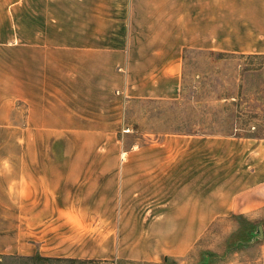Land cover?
<instances>
[{"label": "crops", "instance_id": "obj_1", "mask_svg": "<svg viewBox=\"0 0 264 264\" xmlns=\"http://www.w3.org/2000/svg\"><path fill=\"white\" fill-rule=\"evenodd\" d=\"M188 53L264 55V0H0V262L163 264L262 209V138L122 148L127 104L179 100Z\"/></svg>", "mask_w": 264, "mask_h": 264}, {"label": "rangeland", "instance_id": "obj_2", "mask_svg": "<svg viewBox=\"0 0 264 264\" xmlns=\"http://www.w3.org/2000/svg\"><path fill=\"white\" fill-rule=\"evenodd\" d=\"M228 96L236 99H226ZM125 121L130 131L119 135L124 139L120 143L132 152H140L142 145L174 134L233 137L236 133L264 139V55L188 53L179 100L131 101L126 107ZM262 201L259 211L216 221L189 255L163 264H264V197ZM101 263L105 262L39 257L7 258L0 262Z\"/></svg>", "mask_w": 264, "mask_h": 264}, {"label": "trees", "instance_id": "obj_3", "mask_svg": "<svg viewBox=\"0 0 264 264\" xmlns=\"http://www.w3.org/2000/svg\"><path fill=\"white\" fill-rule=\"evenodd\" d=\"M231 98H232V99H233V98L236 99L235 96H228V97H226V99H231ZM231 134L233 135V133H225V135H231ZM235 135L240 136V137H243L242 135H239V134H236V133H235Z\"/></svg>", "mask_w": 264, "mask_h": 264}, {"label": "built area", "instance_id": "obj_4", "mask_svg": "<svg viewBox=\"0 0 264 264\" xmlns=\"http://www.w3.org/2000/svg\"><path fill=\"white\" fill-rule=\"evenodd\" d=\"M101 264H107V263H101Z\"/></svg>", "mask_w": 264, "mask_h": 264}, {"label": "clouds", "instance_id": "obj_5", "mask_svg": "<svg viewBox=\"0 0 264 264\" xmlns=\"http://www.w3.org/2000/svg\"><path fill=\"white\" fill-rule=\"evenodd\" d=\"M7 162H5V164H6Z\"/></svg>", "mask_w": 264, "mask_h": 264}]
</instances>
